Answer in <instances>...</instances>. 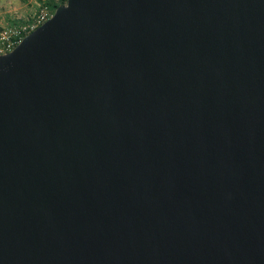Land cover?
Masks as SVG:
<instances>
[{
	"label": "water",
	"instance_id": "1",
	"mask_svg": "<svg viewBox=\"0 0 264 264\" xmlns=\"http://www.w3.org/2000/svg\"><path fill=\"white\" fill-rule=\"evenodd\" d=\"M0 264H264V0H65L1 55Z\"/></svg>",
	"mask_w": 264,
	"mask_h": 264
},
{
	"label": "rangeland",
	"instance_id": "2",
	"mask_svg": "<svg viewBox=\"0 0 264 264\" xmlns=\"http://www.w3.org/2000/svg\"><path fill=\"white\" fill-rule=\"evenodd\" d=\"M48 2L50 0H0V27L22 22L40 10L47 11ZM52 13L48 12L50 16Z\"/></svg>",
	"mask_w": 264,
	"mask_h": 264
},
{
	"label": "built area",
	"instance_id": "3",
	"mask_svg": "<svg viewBox=\"0 0 264 264\" xmlns=\"http://www.w3.org/2000/svg\"><path fill=\"white\" fill-rule=\"evenodd\" d=\"M50 15L46 10H40L32 17L9 27H0V56L10 52L20 40L45 22Z\"/></svg>",
	"mask_w": 264,
	"mask_h": 264
},
{
	"label": "trees",
	"instance_id": "4",
	"mask_svg": "<svg viewBox=\"0 0 264 264\" xmlns=\"http://www.w3.org/2000/svg\"><path fill=\"white\" fill-rule=\"evenodd\" d=\"M65 3V0H50V2H48L47 4V11L49 12V14H51L55 8L61 4Z\"/></svg>",
	"mask_w": 264,
	"mask_h": 264
}]
</instances>
